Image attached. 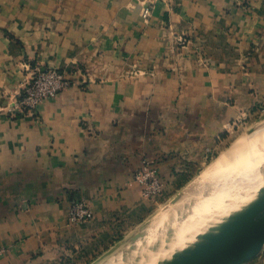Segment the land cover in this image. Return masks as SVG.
Segmentation results:
<instances>
[{
	"label": "crops",
	"instance_id": "obj_1",
	"mask_svg": "<svg viewBox=\"0 0 264 264\" xmlns=\"http://www.w3.org/2000/svg\"><path fill=\"white\" fill-rule=\"evenodd\" d=\"M141 5L0 0V264H67L110 245L147 213L141 155L173 181L264 101V0H153L147 21ZM79 64L83 83L33 115L9 111L35 67ZM137 64L144 76L122 75ZM80 197L94 216L68 224ZM241 264H264V245Z\"/></svg>",
	"mask_w": 264,
	"mask_h": 264
},
{
	"label": "bare ground",
	"instance_id": "obj_2",
	"mask_svg": "<svg viewBox=\"0 0 264 264\" xmlns=\"http://www.w3.org/2000/svg\"><path fill=\"white\" fill-rule=\"evenodd\" d=\"M257 129L240 138L205 169L203 179L194 184L197 190L190 200L184 202L192 190L187 189L184 195L177 198V202L139 227L140 237L124 264H165L208 233L212 228L209 224L224 220L235 204L231 208L228 205L233 203L243 188L249 186L240 198L257 191L264 178L263 175L257 179L264 172V125ZM263 222L264 199L256 211L252 226ZM157 241H160V246L155 248Z\"/></svg>",
	"mask_w": 264,
	"mask_h": 264
},
{
	"label": "rangeland",
	"instance_id": "obj_3",
	"mask_svg": "<svg viewBox=\"0 0 264 264\" xmlns=\"http://www.w3.org/2000/svg\"><path fill=\"white\" fill-rule=\"evenodd\" d=\"M178 37L180 36L177 35L174 37L173 43L181 49H186L190 41H188L183 36H181L184 38V41L180 42L178 41ZM197 52H199V50ZM200 55L201 54L198 53L199 59L202 58ZM47 68H55L60 70L56 66L54 67L52 65H50ZM37 69L40 68L35 67L34 71H37ZM60 71H62L64 75L70 80L69 86H72L73 84L83 83L85 81V76L88 79L87 72H85V70L82 69L80 64L71 67V70L68 72H65L63 70ZM144 73L145 70L143 69V67L137 64V65H132V67L124 70L122 75L126 78L127 77L137 78L139 76H144L145 75ZM31 76L32 74L30 76H26L25 80H23V82L21 83L25 84V82L29 80ZM103 79L105 78H102L101 76L97 77L98 81H104ZM59 93H57L53 98H55ZM51 99L52 98L45 99L41 103ZM13 104L14 102L12 103V106ZM22 112L23 111H21L20 113L21 115H25V114L33 115L32 113H27L26 111H24V113ZM235 119L230 121V124L228 126L229 130H227L224 138L220 137L216 139L217 142L211 147L210 151L206 152L204 155H200V156L196 155V159L191 160L190 165H188L187 167H182V169L176 171L174 173L175 174L174 176H176V178L173 181H167L163 177H161V175L158 174L157 168L155 167L154 160L149 158L146 154L141 155L140 165L134 173V179L140 183V196L142 197V200L146 203L147 213L141 217L134 216V217L124 218L121 228L117 227L116 235L113 241L110 242V245L102 249L96 248L93 251H90V253L85 251V254L80 255V257H75L74 260L72 259L70 263L67 264H124L126 256H128L129 252L131 251L133 246L137 243L138 238L140 237L139 231L141 227H143L145 224L150 222L156 215H159L162 212H164L168 206H171L172 204L177 202L180 196L184 195L183 193H185L187 189L189 190L192 189L190 192L191 195H189L190 193H188V196L185 198L184 202L190 200V197H192L197 190V187L196 188L194 187L196 185L195 182L203 179V173L205 169H207L212 162L214 163L216 160H218L224 154V152H227L229 149H231V147L235 145L240 138H243L244 136H247L250 133L257 131L258 130L257 128H260L261 126L264 125V101L257 102L252 107V110H249L247 112L245 117L241 116L240 119L237 120ZM145 162H147L148 165L145 164ZM143 165H146L147 169H150L153 172V175L158 180L157 183L160 186V190L152 196H146L143 194L142 191L143 184L136 178V175L140 172V170H142ZM242 175L244 176L245 174ZM263 175L264 172H262L257 177V179L259 177L261 178ZM150 178L152 179V177ZM260 184L261 185L256 189L257 191H251V193L246 197L240 198L241 195L249 186L243 188L241 192L238 193V195H236V198L233 201V203H230L228 205L231 208V206L235 204L232 207L233 209L231 208L230 212L235 210L234 208L236 205L237 208L244 202L248 201L249 198L253 197L259 190H264V178L262 179ZM181 207H183V205H181ZM210 225L211 227H213L216 224L214 225L209 224V226ZM159 242L160 241H157L155 243V248L160 246Z\"/></svg>",
	"mask_w": 264,
	"mask_h": 264
},
{
	"label": "water",
	"instance_id": "obj_4",
	"mask_svg": "<svg viewBox=\"0 0 264 264\" xmlns=\"http://www.w3.org/2000/svg\"><path fill=\"white\" fill-rule=\"evenodd\" d=\"M263 199L264 190H259L165 264H241L253 258L264 245V222L252 226Z\"/></svg>",
	"mask_w": 264,
	"mask_h": 264
},
{
	"label": "built area",
	"instance_id": "obj_5",
	"mask_svg": "<svg viewBox=\"0 0 264 264\" xmlns=\"http://www.w3.org/2000/svg\"><path fill=\"white\" fill-rule=\"evenodd\" d=\"M153 0H142L140 15L143 21H147L150 17V4ZM178 41L183 42V37H178ZM70 80L64 73L55 68L37 69L33 71L32 76L21 87L18 98L9 111L11 113L34 114L36 107L45 99L53 98L57 93L69 86ZM145 164L148 165L147 162ZM152 177V179L150 178ZM136 178L143 184V194L152 196L160 190L157 179L146 165H143L142 170L136 175ZM150 178V181H149ZM152 180V181H151ZM149 181V182H148ZM94 216V211L89 202L83 198L75 199L71 202L67 214L68 224H77L91 219Z\"/></svg>",
	"mask_w": 264,
	"mask_h": 264
}]
</instances>
